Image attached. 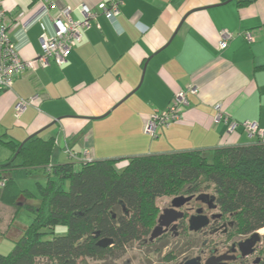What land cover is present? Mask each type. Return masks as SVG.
Instances as JSON below:
<instances>
[{
    "label": "crops",
    "instance_id": "0c3cea01",
    "mask_svg": "<svg viewBox=\"0 0 264 264\" xmlns=\"http://www.w3.org/2000/svg\"><path fill=\"white\" fill-rule=\"evenodd\" d=\"M110 1L0 0L23 61L42 56L41 37L54 35L52 19L63 9L70 8L72 21L88 24L61 65L37 62L0 91V139L53 138L50 166L71 161L64 147L124 164L137 156L263 142L241 123L255 122L264 131V0H122L109 21L98 6ZM223 30L233 37L220 50ZM191 87L196 94L188 93L180 119L158 127L155 138L145 134L150 116ZM31 98L16 116L20 99ZM216 105L228 122L238 123L233 132L228 122L216 121Z\"/></svg>",
    "mask_w": 264,
    "mask_h": 264
},
{
    "label": "trees",
    "instance_id": "16d2710c",
    "mask_svg": "<svg viewBox=\"0 0 264 264\" xmlns=\"http://www.w3.org/2000/svg\"><path fill=\"white\" fill-rule=\"evenodd\" d=\"M1 145L10 154L0 160V200L15 207L14 221L22 209L32 214V221L20 229L8 254H0V264H79L87 259L113 258L132 243L150 237L158 198L183 190L198 193L212 189L219 212L237 221L238 233L264 229L261 141L209 153L193 150L132 157L121 170L115 160L50 166L55 141L38 134L23 144L0 139ZM18 171L45 175V184L37 183V195L18 187L14 177ZM57 225L64 226L66 232L54 235ZM46 235L51 236L46 239ZM105 238L112 244L99 247L97 242ZM259 255L258 264H264L263 245Z\"/></svg>",
    "mask_w": 264,
    "mask_h": 264
},
{
    "label": "built area",
    "instance_id": "2783aa9c",
    "mask_svg": "<svg viewBox=\"0 0 264 264\" xmlns=\"http://www.w3.org/2000/svg\"><path fill=\"white\" fill-rule=\"evenodd\" d=\"M105 4L106 3H101L98 9L103 12L109 21H113L119 13V6L122 4V0H111L109 2V7ZM81 10L86 16L91 15L89 8L83 6ZM69 12L70 8H66L53 17L54 35L52 37H47L43 34L41 37L42 56L37 57L35 60L23 61L19 57L13 42L8 36L12 20L8 19L6 12L0 9V91L11 89L15 77L23 71L32 70L37 62L43 67L48 65L49 59H53L58 65L64 62L69 50L81 40V29L88 27L86 21H72L69 18ZM244 36L247 41H252L253 39L249 33H245ZM232 37L233 35L230 32L226 30L221 31L220 40L218 42L219 49H225ZM188 93L196 94V89L191 87L187 92L181 91L175 94L165 110L160 112L156 111L152 114L145 127V134L155 138L156 129L158 127L168 129L177 122L180 119L182 109L188 104ZM32 101L33 98L28 100L20 99L15 106L16 116L22 114ZM215 109L218 111L215 118L216 121L223 119L225 122H228V117H224L220 113V106L216 105ZM241 126L251 135H258L264 142V131L260 130L255 122L246 121L241 123ZM236 127H238V123L234 121L228 122L229 132H233ZM64 151L72 162L92 161L88 158V151H85L82 156L74 154L67 147H64ZM0 185H2V183H0Z\"/></svg>",
    "mask_w": 264,
    "mask_h": 264
},
{
    "label": "flooded vegetation",
    "instance_id": "af4514ba",
    "mask_svg": "<svg viewBox=\"0 0 264 264\" xmlns=\"http://www.w3.org/2000/svg\"><path fill=\"white\" fill-rule=\"evenodd\" d=\"M175 198H189V200L180 207L173 208L172 201ZM211 198L213 199L211 195L203 191L188 193L185 190L173 196L170 205L162 209L159 215H157L155 226L159 225L162 211L174 209L176 212L182 214V217L167 227L163 226V232L159 237L152 241L148 238L141 244L152 245L157 241H163L168 238L177 239L186 237L188 236L187 234H194L199 236L200 241H202L199 252L195 256L185 257V259L180 260L177 264H184L187 260L194 258L199 259V264H258L260 261V247L264 241L259 236L260 230L248 234L238 233L237 221L231 215L224 216L219 212L214 199L211 200ZM192 216L202 217V222L204 221V224L196 231L190 229L189 221ZM254 234L258 236V240L252 248L253 252L244 255L243 253L249 251L244 242L248 241ZM241 243L244 244L241 245ZM172 259L171 255L165 257V260L170 262L173 261ZM171 264L175 263L172 262Z\"/></svg>",
    "mask_w": 264,
    "mask_h": 264
},
{
    "label": "rangeland",
    "instance_id": "374dc122",
    "mask_svg": "<svg viewBox=\"0 0 264 264\" xmlns=\"http://www.w3.org/2000/svg\"><path fill=\"white\" fill-rule=\"evenodd\" d=\"M3 151L6 153L2 154ZM9 151L0 146V160L4 161L5 157L9 155ZM121 164H116V168L121 170L124 165L127 164V159ZM19 160H16V164ZM15 180L19 188L28 189L37 195V183L45 184L46 178L42 173H35L32 175H26L24 172H15ZM67 182L64 184V188L67 189ZM208 195H212V189L202 190ZM173 195H164L156 200V206L158 208V214L162 209L168 207L172 200ZM16 209L13 206L5 205L0 200V254H8L14 245V241L20 233L21 228L27 227L32 221V214L25 209H22L16 216ZM15 223H14V222ZM14 223V224H13ZM16 225V227H15ZM66 232V228L61 225H57L53 234L60 236ZM186 237L181 238H168L163 241H157L152 245L144 244L140 242H134L130 246L123 249V251L117 252L113 258H105L101 260H83L79 264H171L174 262L177 264L180 260L185 259V257L195 256L200 249L199 236L194 234H187ZM51 235H46L45 238H49ZM259 236L264 238V229L259 231ZM216 240V239H214ZM212 240L213 242H215ZM212 242V244H213ZM264 246V241H263ZM167 255L173 257V261L165 260Z\"/></svg>",
    "mask_w": 264,
    "mask_h": 264
},
{
    "label": "water",
    "instance_id": "95a60500",
    "mask_svg": "<svg viewBox=\"0 0 264 264\" xmlns=\"http://www.w3.org/2000/svg\"><path fill=\"white\" fill-rule=\"evenodd\" d=\"M229 1H231V0H227L226 2H229ZM226 2H223L222 4H224ZM24 142H22V144ZM205 197H207V196H205ZM188 200H189V198H175L172 201L173 208L180 207L182 204H184ZM211 200H213V199L211 198ZM181 217H182V214L176 212L174 209L162 211V214L160 215V218H159V225H157L153 228V230L150 233L149 240L152 241L155 238L159 237L163 232L162 231L163 226L167 227L172 222L176 221L177 219H179ZM202 220H203L202 217L192 216L190 221H189L190 229L194 230V231L198 230L202 226V224H204V221L202 222ZM257 240H258V236H256V234H254L251 236V238L248 241L244 242L245 245H247L246 247H248V249H249V251L243 253L244 255L250 254L253 252L252 248H253V246ZM244 243H241V245ZM111 244H112V240L109 238L101 239L97 242V245L99 247H102V248H106V247L110 246ZM184 264H199V259L198 258L190 259V260H187Z\"/></svg>",
    "mask_w": 264,
    "mask_h": 264
}]
</instances>
